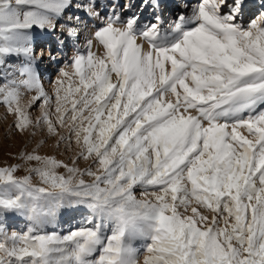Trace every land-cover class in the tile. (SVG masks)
<instances>
[{"label": "snow or ice", "instance_id": "1", "mask_svg": "<svg viewBox=\"0 0 264 264\" xmlns=\"http://www.w3.org/2000/svg\"><path fill=\"white\" fill-rule=\"evenodd\" d=\"M168 7L0 0V105L76 148L0 166V264H264V0L247 22L249 0ZM57 32L50 94L36 38Z\"/></svg>", "mask_w": 264, "mask_h": 264}, {"label": "rangeland", "instance_id": "2", "mask_svg": "<svg viewBox=\"0 0 264 264\" xmlns=\"http://www.w3.org/2000/svg\"><path fill=\"white\" fill-rule=\"evenodd\" d=\"M83 2L87 3V0H83ZM102 2H107V0H102ZM127 0H120V3H125ZM136 3H139V0H135ZM169 7L164 11L165 21L167 22L170 18L175 16L176 13L181 11L180 5L184 2V0H166ZM262 0H249V3H254L256 7L251 8L248 13L245 15V22L254 18L256 14L261 10L259 8ZM83 16V13H78ZM150 16V10H145L141 19H146ZM93 30V23H89L88 30L83 33L81 39L78 43V47L83 48L84 39L88 35L89 31ZM63 39L60 34L57 33H45L40 34L36 38V53L39 58V54L43 51L44 58L40 63L39 70L41 73L42 83L46 91L51 94L52 83L57 78L58 69L63 67L65 61V54L70 57L73 54L74 49L71 44H68L66 47L61 48L58 41ZM51 49L52 54L55 56V60H50L48 58L47 52ZM34 93L26 94L22 100V103L27 104L28 100L31 99V96ZM31 115L33 117L39 115V108L34 106L30 109ZM14 118L11 115L6 114V109L3 105H0V166H6L13 163H23L18 160V154L22 151L31 152L32 150H36L40 155H54L57 159L63 160L66 163H70V157L75 155V145H73V149L71 151H66L65 147L62 145L59 149L54 147L55 141L50 138L46 131H36V135L33 137L30 134H21L19 132L14 131L12 128ZM39 145V147H38ZM34 165V162H32ZM30 166V165H25ZM80 166L84 167L85 162L80 161ZM59 171H63L60 169ZM18 175H25L26 172L22 167L20 171L17 173ZM70 217H65L64 222H61L56 227L57 231H66L70 226H75V222L69 224L67 221ZM10 228L13 226H17L19 228H24V223L10 219L9 221ZM49 231L52 230V226H49ZM137 246L140 245L141 242L137 241Z\"/></svg>", "mask_w": 264, "mask_h": 264}]
</instances>
